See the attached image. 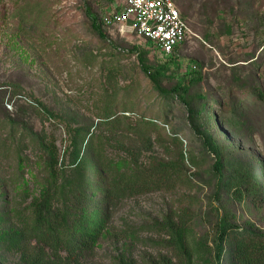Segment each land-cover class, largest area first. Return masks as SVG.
Returning a JSON list of instances; mask_svg holds the SVG:
<instances>
[{
    "label": "rangeland",
    "instance_id": "374dc122",
    "mask_svg": "<svg viewBox=\"0 0 264 264\" xmlns=\"http://www.w3.org/2000/svg\"><path fill=\"white\" fill-rule=\"evenodd\" d=\"M120 1L0 0V264H22L31 205L50 187L90 199L101 230L83 264L174 258L164 221L178 210L198 218L207 241L219 217L264 231V206L244 187L264 193V101L254 98L264 92V0H174L195 38L168 57L101 26ZM139 57L159 69L154 87ZM177 81L188 95L171 92ZM211 107L217 119L206 123ZM215 151L229 183L219 197ZM152 158L180 164L174 190L136 187ZM226 250L214 264H227Z\"/></svg>",
    "mask_w": 264,
    "mask_h": 264
},
{
    "label": "trees",
    "instance_id": "16d2710c",
    "mask_svg": "<svg viewBox=\"0 0 264 264\" xmlns=\"http://www.w3.org/2000/svg\"><path fill=\"white\" fill-rule=\"evenodd\" d=\"M176 9L178 10L177 7ZM180 15L186 21L181 13ZM86 16L91 21V28L101 36L89 10L86 11ZM138 62L141 73L154 87V75L159 69L154 70L147 65L143 57H139ZM191 69L195 70V67ZM189 87L177 81L171 92L178 97L186 96ZM254 98L256 101L263 102L264 92H257ZM233 115L240 121V114ZM113 116L114 113L110 110L108 113L104 112L99 119L111 124L109 119ZM209 117L217 119L212 107L204 114V122L208 123ZM220 127L225 129V124H221ZM81 131L82 129L73 132L78 134ZM215 155L217 159L212 170L218 186L216 196L219 197L221 190L227 188L229 183H223L224 164L216 151ZM181 163L184 165L182 159ZM181 172L179 163L162 162L152 158L148 167L143 170V178L136 187L138 189L154 188V191L161 189L171 191L182 182ZM132 185L127 183L125 188L135 189ZM244 187L249 203L258 208L263 207V191L260 188L256 190V187L248 182ZM57 192L64 197V202L61 203L62 205L55 206L54 202H60L58 198H55ZM80 193L82 191L72 186L50 187L33 202L32 225L22 233L19 244L22 264H83L85 254L91 252L97 244L101 229L96 216L90 215V199L84 193L82 195ZM239 196L240 201L242 196L241 194ZM164 223L167 246L174 258L161 257L150 264H214L223 256L224 246L227 248V264H264V231L255 228L252 224L238 226L225 217H219L212 228L213 238L207 241L202 236V229H205V226L200 224L198 218L189 211L178 210Z\"/></svg>",
    "mask_w": 264,
    "mask_h": 264
},
{
    "label": "built area",
    "instance_id": "2783aa9c",
    "mask_svg": "<svg viewBox=\"0 0 264 264\" xmlns=\"http://www.w3.org/2000/svg\"><path fill=\"white\" fill-rule=\"evenodd\" d=\"M104 28L126 30L151 43L162 56H171L195 38L173 0H123L101 16Z\"/></svg>",
    "mask_w": 264,
    "mask_h": 264
}]
</instances>
